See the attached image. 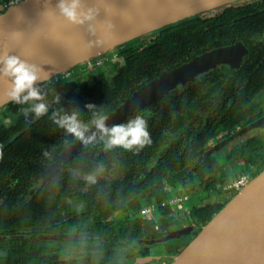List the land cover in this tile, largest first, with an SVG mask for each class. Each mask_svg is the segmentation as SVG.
Segmentation results:
<instances>
[{
  "label": "trees",
  "instance_id": "trees-1",
  "mask_svg": "<svg viewBox=\"0 0 264 264\" xmlns=\"http://www.w3.org/2000/svg\"><path fill=\"white\" fill-rule=\"evenodd\" d=\"M5 1L0 0V6ZM246 17H264V0L195 16L154 32L149 41L140 39L143 42L128 44L122 51L123 62L113 76L97 73L91 81L80 84L77 91L55 92L46 101L48 113L40 118L33 119L29 112L18 116L8 127L0 126V249L6 252L0 256V264H40L35 252L30 251L33 245L27 250L26 244L37 241L34 236L41 230L58 233L74 228L84 232L97 226H114L109 219L114 213L138 211L149 202L160 204L166 200V185L179 184L184 190L199 186L206 192L214 189V177L220 174L221 166L213 158L201 162L198 158L214 131L221 125L233 127L245 116L240 108L244 103L230 106L222 121L219 118L205 128L198 127L190 136L194 123L190 119L196 106L183 90L172 91L129 117L139 114L148 124L150 142L138 151L105 149L102 142L94 141L43 182L37 180L64 147L75 140L53 122L54 111L78 108L80 118L90 122L91 110L84 106L91 102L109 114L160 74L213 49L220 40L225 45L249 33ZM47 86L46 82L40 84L43 93ZM25 105L10 102L4 110L17 114ZM166 143L168 146L159 157ZM101 163L104 171L97 182L86 184L81 177ZM115 173L119 175L116 178ZM223 205L206 204L194 209L193 217L204 226ZM124 226L137 229L140 235L149 233L136 219ZM7 236L10 238L3 239Z\"/></svg>",
  "mask_w": 264,
  "mask_h": 264
},
{
  "label": "water",
  "instance_id": "water-1",
  "mask_svg": "<svg viewBox=\"0 0 264 264\" xmlns=\"http://www.w3.org/2000/svg\"><path fill=\"white\" fill-rule=\"evenodd\" d=\"M245 1L249 0H83V8L97 10L95 19L88 22L95 26V33H90L88 23L74 25L64 20L56 8L57 0H23L0 13V54H15L40 66L44 70V79L38 81L40 85L135 39H149L154 32L190 17L210 14ZM241 50L243 47L238 45L212 51L162 73L121 102L109 113L106 123L125 121L169 91L182 87L198 73L228 62L231 54ZM103 65L112 66V62ZM7 87L6 78L0 77V110L10 103L4 95ZM263 123L264 118L235 136ZM88 145L78 139L67 144L45 175H52ZM218 150L219 147L212 148L198 161L214 152L219 155ZM176 193H168V197ZM191 230H174L156 242L179 238ZM169 264H264V170L231 196Z\"/></svg>",
  "mask_w": 264,
  "mask_h": 264
},
{
  "label": "flooded vegetation",
  "instance_id": "flooded-vegetation-1",
  "mask_svg": "<svg viewBox=\"0 0 264 264\" xmlns=\"http://www.w3.org/2000/svg\"><path fill=\"white\" fill-rule=\"evenodd\" d=\"M254 1L249 0L234 6L252 4ZM239 19L236 18V20ZM248 22L250 27H248L249 33L246 35L225 45L220 40L215 43L218 46L191 57L185 63L212 51L238 45L242 46L243 50L231 54L228 57V62L219 63L202 71L182 87L168 92L183 90L186 91L187 98L191 96V104L196 107L190 119V121H194L190 129V136L193 135L194 129L198 127L205 128L209 124H214L219 118L222 121V118L228 114L230 106L244 103L240 108L244 111H242L243 115L246 114L238 121L239 123L233 127L221 125L214 131L212 138L205 146L204 153L209 152L212 148L219 147V155L214 152L208 158L215 159L222 168L220 174L214 177V189L207 192L209 197L192 207L188 212L184 211L183 205L185 202L180 205L159 207L150 213H142L143 206L138 211L128 209L118 211L109 218L113 221L114 226H97L93 227V231L77 232L74 228H71L67 232L46 233L45 230H41V233L34 236L37 241L26 244L27 250L33 245V249L30 251L35 252L40 264H169L173 257L202 228L201 224L193 217L194 209L206 204H225L226 200L231 197L230 194L222 193L218 189L225 179L236 176L231 173V159H229L228 153L232 152V156L236 161L244 163L252 170L249 172L251 178L257 170L264 169V123L235 136L241 130L264 118V17H249ZM245 29L247 28L244 27L243 30ZM252 31L255 32L252 33ZM133 41L136 44L141 42L139 38ZM128 44L131 43L121 45L115 50L120 53L121 57L119 60L112 61V66H101L93 63L92 66L88 67L85 62L73 67L67 77L68 80L66 83L64 82L66 87L59 90L64 92L77 91L80 84L91 81L97 73L102 72L106 77L113 76L116 67L123 62L122 51ZM75 69H78V71H75ZM72 78L73 80H71ZM51 79L46 82L48 89L44 93V97L53 96L55 92L59 91L58 87L63 84L62 80L53 83ZM255 89L259 90L254 91ZM244 99H247V101ZM245 102L247 103L245 104ZM26 107H28L27 104L17 114L3 110L0 118L7 117V114L12 117L13 122L8 125L10 126L18 116L25 114L22 109ZM0 126L8 127L4 123ZM46 170L38 177L37 183L43 182L48 177L45 175ZM178 188L177 193H183V187L178 184ZM197 188L201 189L199 186ZM173 189H176V187L170 185L165 187L167 193L173 192ZM140 201V203L144 202L142 198ZM118 214L121 216L118 217ZM135 219L139 221L141 227L149 229L148 234L140 235L137 234V229L133 231L130 227L124 226L127 221ZM190 228L192 230L189 234H183L179 238L169 239L165 242H156L162 240L174 230L188 232ZM101 231L105 234H99ZM61 235L74 237L70 239L54 238ZM80 235L82 237H79ZM6 238H10V236L3 237V239ZM4 254L6 252L0 249V256Z\"/></svg>",
  "mask_w": 264,
  "mask_h": 264
},
{
  "label": "clouds",
  "instance_id": "clouds-1",
  "mask_svg": "<svg viewBox=\"0 0 264 264\" xmlns=\"http://www.w3.org/2000/svg\"><path fill=\"white\" fill-rule=\"evenodd\" d=\"M83 0H57L56 8L60 16L67 22L74 25H84L95 19L96 9L83 8ZM88 31L95 33V26L88 23ZM0 77L6 78L8 87L4 95L15 104H27L22 109L27 114L31 112L33 119H38L49 111V104L44 99L38 81L44 79V70L33 63L15 54H0ZM59 100V96L56 97ZM85 108L91 110L90 122L80 118V110L60 109L52 113L53 122L83 144H90L93 141L102 142L105 149L116 147L124 150H136L150 142L147 121L143 116L137 114L126 122L108 125L106 121L109 114L94 103H87ZM95 129L90 131V129ZM104 171V165L98 164L96 168L81 178L86 184H95L97 177Z\"/></svg>",
  "mask_w": 264,
  "mask_h": 264
},
{
  "label": "built area",
  "instance_id": "built-area-1",
  "mask_svg": "<svg viewBox=\"0 0 264 264\" xmlns=\"http://www.w3.org/2000/svg\"><path fill=\"white\" fill-rule=\"evenodd\" d=\"M23 0H7L5 2L2 3V5L0 6V11L4 10L6 7H8L11 4L14 3H18L21 2ZM121 57L120 53H117L116 51H113L109 54H105L103 56H99L95 59L86 61V63L88 64V67L92 66L93 63L95 65H101L104 66L103 64L105 62H112V61H116L119 60V58ZM95 61V62H93ZM92 69V68H89ZM71 73V69L68 71H65L63 73L57 74L56 76H54L51 81L53 83H58L59 81H63L65 79H68L67 77L70 75ZM251 179V176L249 175V172L246 173H241L238 176H236L235 178H230L229 180L222 182L219 185V191H221L222 193H227L230 194L231 196L236 194L237 192H239L243 186H245ZM189 197L186 193H176L174 195H171L170 197H168L166 200H164L163 202H161L160 204L154 203V202H149L147 204H145L142 207L141 212L142 213H150V212H154L156 209H158L159 207H166V206H172V205H180L186 201H188Z\"/></svg>",
  "mask_w": 264,
  "mask_h": 264
},
{
  "label": "rangeland",
  "instance_id": "rangeland-1",
  "mask_svg": "<svg viewBox=\"0 0 264 264\" xmlns=\"http://www.w3.org/2000/svg\"><path fill=\"white\" fill-rule=\"evenodd\" d=\"M150 40V39H149ZM148 39H145L144 41H149ZM141 42H143L142 40H140ZM134 41H131L129 43H133ZM138 42V41H137ZM140 42V43H141ZM119 50V49H118ZM75 71H78V69H75ZM75 79V77H73ZM73 78L71 80H73ZM66 83V81H64ZM63 82L62 85H60L58 87V90L59 89H64L66 87L65 83ZM57 90V89H56ZM50 97L49 96H45L44 99L45 101H47ZM4 109L0 110V114H2ZM2 116V115H1ZM13 122V118L10 117L8 114H7V117L5 118H0V124L4 123L6 126H8L10 123ZM168 146V143H166L165 145H163L159 151V157L164 153L166 147ZM232 152H229L228 153V157L230 160V167H231V173H234V175L238 176L239 174L241 173H246V172H251L252 170L250 168H248L244 163H240L238 161H236V159L232 156ZM119 175L117 173L114 174V178L118 177ZM176 189H173L175 192L179 191L178 189V184L175 185ZM173 191V193H175ZM183 193H186L189 197L188 201H186L184 203V211L185 212H188L189 210H191L192 207L200 204V202L202 201H205V199H207L209 196L207 194L206 191H203L202 189H198L196 187H193L191 189H187V190H183ZM215 196V195H213ZM211 196V197H213ZM233 196V195H232ZM168 198V197H167ZM230 199V198H229ZM228 199V200H229ZM226 200V201H228ZM184 212V213H185ZM118 217L121 216L120 214L117 215Z\"/></svg>",
  "mask_w": 264,
  "mask_h": 264
}]
</instances>
